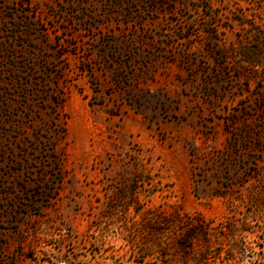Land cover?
I'll use <instances>...</instances> for the list:
<instances>
[{"label": "rangeland", "instance_id": "obj_1", "mask_svg": "<svg viewBox=\"0 0 264 264\" xmlns=\"http://www.w3.org/2000/svg\"><path fill=\"white\" fill-rule=\"evenodd\" d=\"M176 218L264 264V0H0V264H184Z\"/></svg>", "mask_w": 264, "mask_h": 264}, {"label": "trees", "instance_id": "obj_2", "mask_svg": "<svg viewBox=\"0 0 264 264\" xmlns=\"http://www.w3.org/2000/svg\"><path fill=\"white\" fill-rule=\"evenodd\" d=\"M177 221H172V223H177L180 233H176V247L183 251V258L185 259L184 264H208V255L210 252L209 238L204 241L200 240V236L207 233V226L202 220H189L183 218H176ZM167 222H171L168 220ZM181 224V225H180ZM175 234V233H174ZM167 241L160 240L157 243V248H166L168 246ZM238 247V244H236ZM192 260L196 262L192 263ZM169 264H178L175 259L170 260Z\"/></svg>", "mask_w": 264, "mask_h": 264}]
</instances>
